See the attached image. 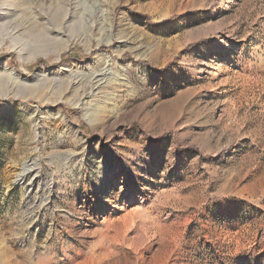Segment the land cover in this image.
Here are the masks:
<instances>
[{
    "label": "rangeland",
    "instance_id": "rangeland-1",
    "mask_svg": "<svg viewBox=\"0 0 264 264\" xmlns=\"http://www.w3.org/2000/svg\"><path fill=\"white\" fill-rule=\"evenodd\" d=\"M9 1L67 46L0 29V264H264V0Z\"/></svg>",
    "mask_w": 264,
    "mask_h": 264
},
{
    "label": "bare ground",
    "instance_id": "bare-ground-1",
    "mask_svg": "<svg viewBox=\"0 0 264 264\" xmlns=\"http://www.w3.org/2000/svg\"><path fill=\"white\" fill-rule=\"evenodd\" d=\"M7 1L10 3L0 0V29L6 31L8 39L12 42L10 46L16 48L20 56L24 51L35 56L48 48H58L60 51L66 48V41L63 38L55 39L52 37L48 28V25L50 26L51 24L61 25L60 23L67 13L64 3L58 1L51 10L38 14L31 6H22L23 4L18 1ZM9 6L13 8L10 9ZM85 22L86 19L83 12L75 11L72 14L67 30L69 37L73 35L74 37L81 36L82 30L85 28ZM16 77L7 68L2 70L0 75V94L8 89L15 91V93H26L29 90L40 88V85H45L47 82L38 83L39 85H24ZM9 84L11 87H8ZM89 123L93 125L92 120H89ZM146 258L140 256L137 258V262L143 264L147 261ZM19 264L29 263L26 260L25 262L21 260Z\"/></svg>",
    "mask_w": 264,
    "mask_h": 264
},
{
    "label": "water",
    "instance_id": "water-1",
    "mask_svg": "<svg viewBox=\"0 0 264 264\" xmlns=\"http://www.w3.org/2000/svg\"><path fill=\"white\" fill-rule=\"evenodd\" d=\"M22 81V80H21ZM41 81H44V80H40L39 78H36L34 81H32V82H29V83H23V81L21 82L22 84H24V85H29V84H31V85H36V84H38L39 82H41ZM9 87V86H8ZM8 92V91H7ZM6 92V93H7ZM9 92H11L10 90H9ZM34 92H36V90H33V91H31L30 93H23V94H20V95H28V94H32V93H34ZM5 94V93H4ZM4 94H0V95H4Z\"/></svg>",
    "mask_w": 264,
    "mask_h": 264
}]
</instances>
